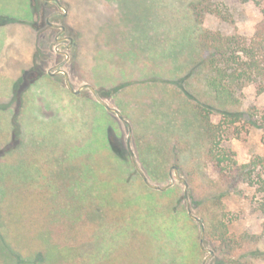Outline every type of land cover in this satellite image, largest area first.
Listing matches in <instances>:
<instances>
[{
  "label": "rangeland",
  "instance_id": "obj_1",
  "mask_svg": "<svg viewBox=\"0 0 264 264\" xmlns=\"http://www.w3.org/2000/svg\"><path fill=\"white\" fill-rule=\"evenodd\" d=\"M189 1L64 0L68 9L70 8L69 17L58 19L56 23L70 24V30L79 36L78 45L72 51V62L65 67L70 73L69 82L75 90L84 85H92L109 106L121 111L132 127V155L127 124L120 120L116 113L105 108L106 113L101 107L98 108L94 103L98 100L90 89L85 88L75 95L67 87L63 75L50 76V79L43 80L52 67L64 61V57L57 55L55 51V31L39 27L40 23L35 17L39 1L0 0V154L5 152V149L8 153L16 149L13 153L19 152L21 160L28 157L27 150L20 147L23 142L30 153L46 154L39 158L41 166L42 160H46L49 154H57V148H62L63 142L69 144V147L82 145L78 148L83 151L89 148L90 153L101 151V122L108 121L111 130L110 142L119 153L123 152L128 158L124 163L119 160L118 162L114 157H109L107 151L100 152L96 157L97 160H102L103 167L107 166L110 171L109 178L115 179L114 184H120L116 176L130 179L124 188H120L119 193L120 196L129 197L135 202V207L128 210H138L148 217L151 211L146 209L147 203L152 204L156 198L159 199L160 193L164 192L149 187L140 170L150 183L166 186L171 180V167L177 164L185 183L174 175V185L183 189L188 213L190 206L193 215L197 216L191 204V187L188 180L193 178L199 185L196 191H199L203 181V164L201 155L197 153L200 124L192 106L206 99L199 89L197 70L191 68L192 66L188 67L194 53L193 43L187 38L192 25L185 12ZM219 1L229 5L236 22L224 23L210 15L207 18L208 25L224 32L236 30L251 36L254 26L261 19L260 9L255 3L243 4L240 0ZM28 5L32 9V21L28 20L20 25L2 24L4 15L29 17ZM22 71L28 72L24 84ZM51 71L54 73L55 70ZM30 76L34 77L31 85L28 81ZM24 92L28 94L29 107L22 115ZM186 92L191 95L190 98L186 96ZM251 105L264 106V95L259 96L253 86L246 88L244 94V107ZM262 134L261 129L251 128L247 135L231 141L230 145L240 163L249 162L257 154L263 153ZM57 139L60 140V147L57 145ZM177 141L182 142L183 146V143L190 142L194 147L188 150L189 157L181 153L179 161L173 157L172 150V144L178 149ZM154 143L164 152L155 162L158 165H167V178L158 172L153 179L147 174L144 166V162L148 163L152 158L151 155H146V149ZM19 147L21 151L18 150ZM11 158L13 160L8 159L10 162L16 161L14 156ZM130 163L134 164L137 174L126 168ZM20 191L22 192V189ZM60 200L63 204V198ZM252 200L251 193L244 191L227 197L226 206L232 218L230 226L233 233H248L260 240L257 248L261 250V254L250 260L253 264H264V212L259 210ZM159 201L161 206L162 199ZM19 204L23 217L39 215L29 209L23 199ZM157 211L162 210L158 208ZM164 213L165 216L159 214L158 221L167 218V212ZM98 220L100 222V219ZM192 220L201 226L197 220ZM90 225L96 227L94 229L97 231L96 223L90 222ZM37 230H40V227L36 229L32 226L27 228L26 233H35ZM82 230L84 232L81 243L84 248L89 251L94 246L98 251H107L113 257L111 262L116 264H122V254L135 250L140 252V255L153 254V258H147L152 264H181V260H194V253L195 257L199 254L191 244L179 245V232L165 234L157 229L149 238L144 232H139L142 239H138L134 245L124 246L119 242V239L122 241L121 237H111L118 233L117 230L109 232L110 235L107 232L101 233L99 239L93 240L87 226L75 228V231ZM202 232L198 236L200 248ZM203 247L207 251H203L202 264L211 252L213 256L206 264H215L217 259L206 240V235ZM251 248L253 249L254 245H251ZM127 261L129 264V260Z\"/></svg>",
  "mask_w": 264,
  "mask_h": 264
},
{
  "label": "trees",
  "instance_id": "obj_2",
  "mask_svg": "<svg viewBox=\"0 0 264 264\" xmlns=\"http://www.w3.org/2000/svg\"><path fill=\"white\" fill-rule=\"evenodd\" d=\"M240 1L243 4L254 2L260 9L261 19L251 36L236 30L224 32L208 25L210 15L224 23L236 22L233 11L222 1L190 0L185 11L192 22L187 38L194 46L188 67L197 70L199 89L206 99L192 106L200 124L197 153L202 158L203 181L199 191H196L199 185L193 178L188 182L191 204L205 226L206 240L217 259L215 264H253L252 258L261 254L257 248L260 240L256 236L233 233L230 226L232 218L226 206L227 197L248 191L254 204L264 212V106L244 107L246 88L253 86L259 96L264 95V0ZM28 8L29 17L4 15L2 24L20 25L32 21V9L29 5ZM27 71H22L23 84ZM48 78L51 77L46 75L43 80ZM27 92L22 97V115L29 107ZM186 96L191 97L187 92ZM94 103L106 112L101 103ZM101 127V151L90 153L89 148L85 151L78 148L82 145L69 147L63 142L62 148H57V154H49L41 166L39 158L46 154L30 153L23 142L20 147L27 150L28 157L21 160L19 152L13 153L16 149L9 153L5 149L0 154V264H116L111 262L113 257L107 251H98L94 246L89 251L84 248L81 243L84 231H75L76 227L83 225L90 229L92 240L99 239L101 233L117 230L119 235L115 233L111 237H121L119 242L124 246L134 245L142 239L139 232H144L148 238L157 229L165 234L179 232V245L191 244L199 252L198 256L195 257V253L192 256L194 260L186 258L181 260V264H202L204 250L200 248L198 238L202 227L190 218L183 189L174 185L161 192L158 196L162 199L161 206L157 198L152 204L147 203L146 209L151 211L148 217L138 210L129 211L135 207V202L119 193L130 179L116 176L120 184H114L115 179L109 178L107 166L103 167L102 160H97L96 156L107 151L109 157L123 163L128 157L123 152L119 153L110 142L108 121L101 122ZM251 128L262 130L263 153L249 162L240 163L230 143L247 135ZM56 142L60 147V140ZM176 144L178 149L172 144L176 161L180 160L181 153L189 157L188 150L194 148L190 142L183 143L184 146L180 141ZM146 150V155L152 157L148 163L144 162L147 174L155 179V174L161 172L167 178V165L155 162L164 152L155 143ZM11 156L16 161L10 162ZM126 168L137 174L134 164L130 163ZM21 199L26 201L29 209L39 213V217H23L20 213ZM158 208L162 211H157ZM163 211L167 212V218L158 221L159 214L165 216ZM89 221L96 223L97 231ZM32 226L40 227V230L26 233ZM48 228L51 230L47 231ZM251 245H254L253 249ZM150 257L153 258V254L140 255L135 250L122 254L120 258L122 264H128L127 260L129 264H152L147 259Z\"/></svg>",
  "mask_w": 264,
  "mask_h": 264
},
{
  "label": "flooded vegetation",
  "instance_id": "obj_3",
  "mask_svg": "<svg viewBox=\"0 0 264 264\" xmlns=\"http://www.w3.org/2000/svg\"><path fill=\"white\" fill-rule=\"evenodd\" d=\"M38 1L39 2L37 5V9L35 10L36 11L35 17H36L37 21L40 23L39 27H46V28H49V29H52L55 31V41L57 42V47H56L55 51H56L57 55L64 57V61L62 63H60L57 66L52 67L51 70H55L54 73L51 70H49L47 75H49L51 77L63 75L65 77V80H67V78H68V80L71 82L70 73L68 70L65 69V67L67 65H69L70 62H72V51H74V49L78 45L79 36H77V33H73L72 30H70V24H67L65 22H64V24L56 23L58 19L64 20V19H67L69 17L70 8L68 9L67 4L64 2V0H38ZM56 7L58 8V10H56ZM35 69L38 70L37 68H35ZM35 69H34V71H35ZM63 69H65V71L67 72V75L65 73L59 72L60 70H63ZM33 80H34V77L30 76L28 79V81H30L29 85L33 84V82H32ZM25 82H26V80H25ZM34 82H36V81H34ZM90 86L93 87L92 85H90ZM86 88L90 89L89 87H86ZM98 102L100 103L99 100H98ZM124 119H126V118L124 117Z\"/></svg>",
  "mask_w": 264,
  "mask_h": 264
},
{
  "label": "water",
  "instance_id": "obj_4",
  "mask_svg": "<svg viewBox=\"0 0 264 264\" xmlns=\"http://www.w3.org/2000/svg\"><path fill=\"white\" fill-rule=\"evenodd\" d=\"M65 15H66V14H65ZM59 72L65 73V74L67 75V72H66L65 70H60ZM26 81H27V79H26ZM66 84H67V87L69 88V90H70L72 93H74L75 95L80 94L84 88L89 87V88L93 91V93L96 95V97H97V99L100 101V103H102V104L104 105V107H105L109 112H114V113H116V114L118 115V117H119V118H120L125 124H127L128 128H129V131H130V137H129V139H128V140H129V148H130V152H131V154L133 155V151H132V148H131V146H130V140H131V134H132V127H131V124H130L126 119H124V117H123V115L121 114V112H120L117 108H114V107L109 106V105L107 104L106 101H104L103 99H101V97L99 96L98 92H97L93 87H91L90 85H84V86L81 87L80 89L75 90V89L73 88V86L71 85V83L69 82L68 78H67V80H66ZM135 161H136V160H135ZM135 163H136V162H135ZM136 165H137L136 167L139 168V167H138V164H136ZM173 171H174V174H173ZM140 173H141V175H142L144 181L147 183V185H148L149 187H151L152 189H155V190L165 191V190H167L168 188L172 187V186L174 185V183H175V177H176L177 179H179L180 181H182V182L185 183V179H184V178L180 175V173H179V166H178L177 164H173V165H172V167H171V172H170L171 180H170V183L167 184L166 186L154 185V184L150 183V181L148 180L147 176H145L141 170H140ZM174 175H175V177H174ZM188 210H189V215H190V217H191L192 219H194V220H197V221L201 224V226H202L203 232H202V236H201V248H202L204 251H207V249H205V248L203 247L204 238H205V231H204L203 223H202V221H201L197 216L193 215L190 206L188 207ZM211 256H213V253H212V252H211V254L205 259L204 264H206L207 260H208Z\"/></svg>",
  "mask_w": 264,
  "mask_h": 264
}]
</instances>
